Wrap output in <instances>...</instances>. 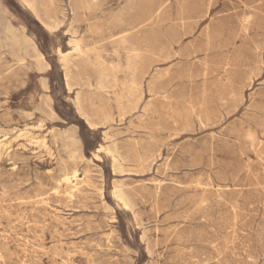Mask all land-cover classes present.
<instances>
[{
  "label": "rangeland",
  "instance_id": "obj_1",
  "mask_svg": "<svg viewBox=\"0 0 264 264\" xmlns=\"http://www.w3.org/2000/svg\"><path fill=\"white\" fill-rule=\"evenodd\" d=\"M0 49V264H264V0H0Z\"/></svg>",
  "mask_w": 264,
  "mask_h": 264
},
{
  "label": "bare ground",
  "instance_id": "obj_2",
  "mask_svg": "<svg viewBox=\"0 0 264 264\" xmlns=\"http://www.w3.org/2000/svg\"><path fill=\"white\" fill-rule=\"evenodd\" d=\"M209 5V4H208ZM56 13V12H55ZM57 14V13H56ZM63 15V14H62ZM147 15V14H146ZM145 17V16H144ZM150 18H152V16H150ZM149 19V18H148ZM141 21V20H140ZM147 21V20H146ZM145 21V22H146ZM140 24H142V23H140ZM57 28V27H56ZM128 35V34H127ZM143 42V41H142ZM76 49H78V48H76ZM1 50V49H0ZM240 50V49H239ZM239 53V52H238ZM260 53V52H259ZM163 57H164V55H163ZM195 60V59H194ZM254 60V59H253ZM66 61V60H65ZM258 63V62H257ZM165 64V63H164ZM155 75V74H154ZM245 87V86H244ZM243 87V88H244ZM154 97V96H153ZM208 97V96H207ZM234 97V96H233ZM196 106V105H195ZM215 106V105H214ZM195 108V107H194ZM190 111V110H189ZM190 113V112H189ZM194 116V115H193ZM95 126V125H94ZM29 136V135H28ZM112 139V138H111ZM44 142V141H43ZM78 175H77V173L75 172L74 173V175H73V177L70 179L69 177H67L66 178V182H67V184H68V186H69V190H70V193H72V194H74L73 192L74 191H76V189H77V181H78V177H77ZM173 185V184H172ZM76 192H78V191H76ZM119 192V191H118ZM71 198V197H70ZM126 206V205H125ZM249 261V260H248Z\"/></svg>",
  "mask_w": 264,
  "mask_h": 264
}]
</instances>
